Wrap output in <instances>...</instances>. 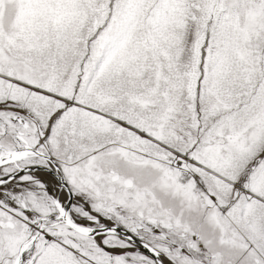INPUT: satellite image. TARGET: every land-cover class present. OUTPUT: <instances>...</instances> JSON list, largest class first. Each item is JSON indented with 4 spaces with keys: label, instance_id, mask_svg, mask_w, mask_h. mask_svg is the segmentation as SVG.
I'll return each mask as SVG.
<instances>
[{
    "label": "snow or ice",
    "instance_id": "obj_1",
    "mask_svg": "<svg viewBox=\"0 0 264 264\" xmlns=\"http://www.w3.org/2000/svg\"><path fill=\"white\" fill-rule=\"evenodd\" d=\"M0 264H264V0H0Z\"/></svg>",
    "mask_w": 264,
    "mask_h": 264
}]
</instances>
